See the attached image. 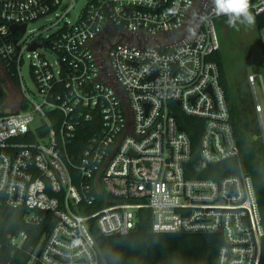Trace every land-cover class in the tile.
Instances as JSON below:
<instances>
[{
	"label": "built area",
	"instance_id": "built-area-1",
	"mask_svg": "<svg viewBox=\"0 0 264 264\" xmlns=\"http://www.w3.org/2000/svg\"><path fill=\"white\" fill-rule=\"evenodd\" d=\"M77 1L0 0V207L22 209L30 224L51 217L35 245L26 231L0 234V264H105L89 220L106 236L127 235L142 209L156 233L222 236L217 264H261L264 226L251 177L188 178L192 143L178 121L180 113L204 121L206 163L240 162L211 59L221 49L215 20L226 16L213 0H88L71 23ZM249 3L264 22V0ZM52 14L49 34L29 30ZM14 24H26L25 33H12ZM258 34L264 51V24ZM26 60L36 91L22 75ZM248 80L262 116L264 78L255 71ZM10 95L17 108L7 111ZM87 127L76 163L70 146Z\"/></svg>",
	"mask_w": 264,
	"mask_h": 264
},
{
	"label": "trees",
	"instance_id": "trees-1",
	"mask_svg": "<svg viewBox=\"0 0 264 264\" xmlns=\"http://www.w3.org/2000/svg\"><path fill=\"white\" fill-rule=\"evenodd\" d=\"M254 17L258 30L264 24L263 17ZM211 59L219 66L220 82L225 92L231 123L241 150V159L240 162L228 160L220 164H210L202 160L200 149L204 121L180 113L178 114V121L192 143V156L186 176L191 179H220L227 175L238 174L241 171L245 172L252 179L264 226V152L259 151L258 157L256 151L260 149H251L249 141L246 139V126L242 120L234 91L229 83L222 50L216 52ZM12 79L15 84H18L16 77ZM4 100L5 97L2 98L0 104ZM91 134L92 131L89 130V127L78 130L69 150L76 163L80 162L82 152L88 144ZM105 205L103 202L97 207H91L84 214L90 216ZM42 215L47 222L30 224L26 222L25 213L22 209L0 207V234L6 237L8 234L26 231L30 235L28 246L35 245L44 232L50 228V214L43 212ZM138 217L139 230L122 236H106L100 232L95 218L89 220L92 234L103 254L105 264H217L222 236L198 233H156L152 228L150 209L140 210ZM261 264H264V239Z\"/></svg>",
	"mask_w": 264,
	"mask_h": 264
},
{
	"label": "rangeland",
	"instance_id": "rangeland-1",
	"mask_svg": "<svg viewBox=\"0 0 264 264\" xmlns=\"http://www.w3.org/2000/svg\"><path fill=\"white\" fill-rule=\"evenodd\" d=\"M67 2L72 4L73 0H67ZM87 2L88 0L75 2V9L68 19L71 23L77 21ZM58 13L62 14L61 12ZM55 20V14L43 17L32 23L29 26V30H39L49 34L51 32L49 28ZM215 26L225 59L229 83L234 91L240 114H242V120L246 126V139L249 141L251 149H260L256 151L259 157L258 152H264V111L262 116L257 113L255 93L249 86L248 80L249 74L255 71H258L264 78L263 50L255 20L252 24L237 22L235 26H232L228 23L227 17H223L215 20ZM22 75L29 89L36 91L28 60L23 66ZM4 80V75L0 72V81L3 82ZM257 94L264 108L263 90L260 86L257 88ZM16 100L15 96L10 95L6 102L7 111L16 109Z\"/></svg>",
	"mask_w": 264,
	"mask_h": 264
},
{
	"label": "clouds",
	"instance_id": "clouds-1",
	"mask_svg": "<svg viewBox=\"0 0 264 264\" xmlns=\"http://www.w3.org/2000/svg\"><path fill=\"white\" fill-rule=\"evenodd\" d=\"M213 4L216 15L226 16L232 26L237 22L254 23L255 17L250 11L249 0H213Z\"/></svg>",
	"mask_w": 264,
	"mask_h": 264
},
{
	"label": "water",
	"instance_id": "water-1",
	"mask_svg": "<svg viewBox=\"0 0 264 264\" xmlns=\"http://www.w3.org/2000/svg\"><path fill=\"white\" fill-rule=\"evenodd\" d=\"M196 20L202 22V20H203V15L200 13V14L198 15V18H196ZM198 27H199L198 23L194 24V25L190 28V33H189V35L195 33V32H196V29H197ZM17 29H20L23 33H25V31H26V24H24V25H22V26H19V25H16V24L11 25V31H12V33L15 32V30H17ZM180 41H182V38L180 39ZM16 42H17V40H15V43H16ZM31 49H32V50L37 49V45H33V46L31 47ZM1 98H2V90L0 89V100H1ZM187 165H188V164H186L185 167H187ZM138 230H139V228H136L133 232H137ZM221 233H222L221 231L218 232V234H221ZM181 234H184V233H181ZM117 236H119V235H117ZM223 243H224V242H223Z\"/></svg>",
	"mask_w": 264,
	"mask_h": 264
}]
</instances>
